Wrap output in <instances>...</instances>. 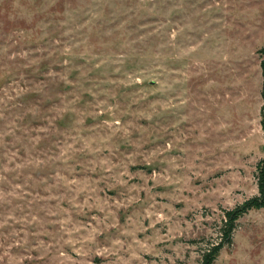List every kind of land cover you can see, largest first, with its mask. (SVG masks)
Wrapping results in <instances>:
<instances>
[{"label": "rangeland", "instance_id": "374dc122", "mask_svg": "<svg viewBox=\"0 0 264 264\" xmlns=\"http://www.w3.org/2000/svg\"><path fill=\"white\" fill-rule=\"evenodd\" d=\"M263 43L264 0H0V264H198L257 193ZM212 264H264L263 209Z\"/></svg>", "mask_w": 264, "mask_h": 264}, {"label": "trees", "instance_id": "16d2710c", "mask_svg": "<svg viewBox=\"0 0 264 264\" xmlns=\"http://www.w3.org/2000/svg\"><path fill=\"white\" fill-rule=\"evenodd\" d=\"M260 56L259 67L261 73V91L260 95L263 100L264 108V43L258 49ZM261 125L263 122L261 120ZM256 188L257 193L234 207L224 210L219 226V238L201 250L198 264H212L220 248L231 241L232 232L235 228L236 220L250 209L264 210V156L256 164Z\"/></svg>", "mask_w": 264, "mask_h": 264}]
</instances>
